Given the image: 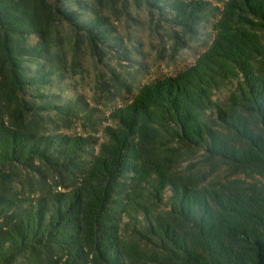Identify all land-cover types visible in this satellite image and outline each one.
Listing matches in <instances>:
<instances>
[{
	"label": "trees",
	"instance_id": "1",
	"mask_svg": "<svg viewBox=\"0 0 264 264\" xmlns=\"http://www.w3.org/2000/svg\"><path fill=\"white\" fill-rule=\"evenodd\" d=\"M133 1L188 35L217 10L213 38L114 108L94 148L47 130L46 112L77 106L41 88L63 61L62 25L74 47L119 46L103 1L0 0V264H264V0ZM200 151L257 180L176 170Z\"/></svg>",
	"mask_w": 264,
	"mask_h": 264
},
{
	"label": "rangeland",
	"instance_id": "2",
	"mask_svg": "<svg viewBox=\"0 0 264 264\" xmlns=\"http://www.w3.org/2000/svg\"><path fill=\"white\" fill-rule=\"evenodd\" d=\"M102 1L101 11L114 29L112 34L119 38L108 43L117 42L119 46L100 44L93 52L80 38L74 47V35L62 25L63 61L51 83L41 88L59 104L71 101L77 106L76 113L70 116L46 112L47 130L86 138L94 148L105 140L103 130L112 123L110 113L114 108L129 103L143 84L190 66L208 48L218 14L217 10H206L198 31L188 35L169 21L171 13L167 8H152L133 0ZM201 1L209 3L210 8L222 7L218 0ZM226 93L225 88L215 91L213 98L224 100ZM176 170L202 172V184L257 180V176L228 170L223 164L211 165L201 151L183 159Z\"/></svg>",
	"mask_w": 264,
	"mask_h": 264
}]
</instances>
